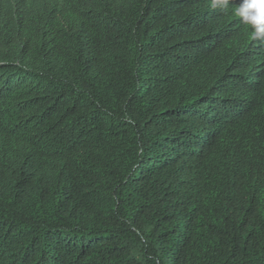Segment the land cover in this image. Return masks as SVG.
I'll return each mask as SVG.
<instances>
[{"label":"trees","instance_id":"trees-1","mask_svg":"<svg viewBox=\"0 0 264 264\" xmlns=\"http://www.w3.org/2000/svg\"><path fill=\"white\" fill-rule=\"evenodd\" d=\"M238 3L0 0V264H264Z\"/></svg>","mask_w":264,"mask_h":264},{"label":"clouds","instance_id":"clouds-1","mask_svg":"<svg viewBox=\"0 0 264 264\" xmlns=\"http://www.w3.org/2000/svg\"><path fill=\"white\" fill-rule=\"evenodd\" d=\"M233 0H210L213 8L228 9ZM233 9L234 15L250 29L253 40L264 42V0H239Z\"/></svg>","mask_w":264,"mask_h":264}]
</instances>
